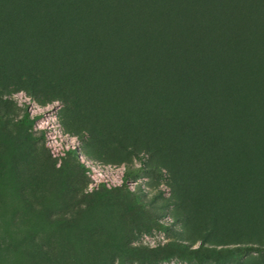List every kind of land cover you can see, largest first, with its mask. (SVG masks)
Listing matches in <instances>:
<instances>
[{
  "label": "rangeland",
  "instance_id": "374dc122",
  "mask_svg": "<svg viewBox=\"0 0 264 264\" xmlns=\"http://www.w3.org/2000/svg\"><path fill=\"white\" fill-rule=\"evenodd\" d=\"M0 264H264V0H0Z\"/></svg>",
  "mask_w": 264,
  "mask_h": 264
},
{
  "label": "trees",
  "instance_id": "16d2710c",
  "mask_svg": "<svg viewBox=\"0 0 264 264\" xmlns=\"http://www.w3.org/2000/svg\"><path fill=\"white\" fill-rule=\"evenodd\" d=\"M23 122H25V119L23 120ZM72 153V152H71Z\"/></svg>",
  "mask_w": 264,
  "mask_h": 264
}]
</instances>
